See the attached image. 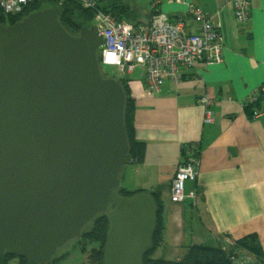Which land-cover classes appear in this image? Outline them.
I'll use <instances>...</instances> for the list:
<instances>
[{"label":"water","instance_id":"water-1","mask_svg":"<svg viewBox=\"0 0 264 264\" xmlns=\"http://www.w3.org/2000/svg\"><path fill=\"white\" fill-rule=\"evenodd\" d=\"M60 16L46 8L0 25V259L52 264L113 208L105 264H143L157 204L120 194L132 161L125 87L103 73L95 27L75 36Z\"/></svg>","mask_w":264,"mask_h":264},{"label":"crops","instance_id":"crops-1","mask_svg":"<svg viewBox=\"0 0 264 264\" xmlns=\"http://www.w3.org/2000/svg\"><path fill=\"white\" fill-rule=\"evenodd\" d=\"M250 3V20L241 23L230 0H163L162 11L172 19L188 18L191 5L218 17L224 60L184 69L180 81L168 80L156 93L142 74L128 77L142 161L129 165L122 188L158 197L163 242L155 254L161 251L165 259L181 260L193 245L225 248L254 233L264 250V114L254 115L264 110V100L245 107L264 85V0ZM102 5L133 24L151 15L150 0H105ZM203 98L213 103L212 123L206 122ZM192 144L201 148V167L197 184L188 183L187 190L198 188L197 206L171 200L184 149ZM66 253L72 251L60 254Z\"/></svg>","mask_w":264,"mask_h":264},{"label":"built area","instance_id":"built-area-1","mask_svg":"<svg viewBox=\"0 0 264 264\" xmlns=\"http://www.w3.org/2000/svg\"><path fill=\"white\" fill-rule=\"evenodd\" d=\"M36 1L0 0V17L19 15ZM55 1L63 5L68 0ZM76 1L84 8L96 11L92 24L105 40V45L100 48L104 71L105 67H113L116 73L112 77L121 79L141 68L142 77L152 93L158 92L168 80L180 81L184 69H192L198 65L211 66L224 60L221 21L218 17L208 16L202 8L191 5L187 12L188 18L179 16L172 19L162 11L163 0H150L149 19L133 24L112 12L100 9L98 0ZM230 1L239 22L250 20V0ZM106 75L110 76L107 72ZM261 100H264V85L257 95L248 98L245 107L255 106ZM201 103L206 108V122H214L212 101L203 98ZM262 114V109L254 112L256 117ZM184 152L185 158L172 182L171 200L174 203L190 202L197 206L199 190L196 187L188 191L187 185L198 182L201 148L192 144L186 146Z\"/></svg>","mask_w":264,"mask_h":264},{"label":"trees","instance_id":"trees-1","mask_svg":"<svg viewBox=\"0 0 264 264\" xmlns=\"http://www.w3.org/2000/svg\"><path fill=\"white\" fill-rule=\"evenodd\" d=\"M98 7L106 12H112L119 18L124 19L115 8L112 11L102 5V1L98 0ZM59 8L61 10L60 21L63 26L73 35L78 36L81 30L88 26H93V20L96 11L93 9L84 8L76 0H68L63 5H59L55 0H37L26 10L15 16H1L0 25L12 26L21 21L33 12L46 9ZM101 68L106 75L101 63L100 50L98 53ZM107 76V75H106ZM111 77V76H109ZM125 87L127 94L126 103V129L130 143V155L132 158L131 164H137L142 161V144L137 142L135 137V101L132 98L131 89L129 87V79L123 77L120 79ZM139 192H129L121 187L120 194L125 197H131ZM156 200V217L157 226L152 235L150 247L143 257V264H234V258L245 252L253 257L255 264H264V250L261 246L259 235L257 233L250 234L244 238L238 239L229 248L193 245L187 251V254L181 260H170L165 258H155V251L161 246L163 242V206L160 204L156 195L152 194ZM113 209V208H112ZM111 209L95 218L83 231L82 238L77 239L78 245L83 253L90 250L89 258L90 264H105V249L108 239V234L111 227ZM90 247V249H89ZM70 257V254H59L53 259L52 264H58ZM14 259H18L20 264H35L28 261L26 258H18L15 254L6 252L0 259V264H10Z\"/></svg>","mask_w":264,"mask_h":264},{"label":"rangeland","instance_id":"rangeland-1","mask_svg":"<svg viewBox=\"0 0 264 264\" xmlns=\"http://www.w3.org/2000/svg\"><path fill=\"white\" fill-rule=\"evenodd\" d=\"M105 71L107 72V73H109L110 74V76L112 77V76H114V74L116 73V69L115 68H113V67H105ZM142 74V69L141 68H139V69H137L135 72H133V73H131V74H127L126 76H124V77H131V78H133V77H140V75ZM129 167V165L128 166H125V168L123 169V171H122V175H121V177L123 176V174H126V172H127V168ZM114 210L113 209H111V212H113ZM228 245L229 246H231V244H226V247L225 248H229L228 247ZM71 250L72 251V253H71V255H70V258H68V261H64V262H62V264H90V258H89V254H90V250L87 252V254L86 253H83L82 251H81V249H80V247H79V245H78V240H73V241H71L70 243H68L63 249H61L60 251H59V254L61 253V252H64V250ZM89 249H90V247H89ZM243 253H245V252H243ZM248 255V254H247ZM249 256V255H248ZM154 257L155 258H157V257H166V256H162V253H161V251H159L158 253H156L155 255H154ZM250 257V256H249ZM251 258V257H250ZM251 259H254V258H251ZM237 260H238V258H237ZM236 260V261H237ZM255 260V259H254Z\"/></svg>","mask_w":264,"mask_h":264},{"label":"clouds","instance_id":"clouds-1","mask_svg":"<svg viewBox=\"0 0 264 264\" xmlns=\"http://www.w3.org/2000/svg\"><path fill=\"white\" fill-rule=\"evenodd\" d=\"M110 59H111V57H110Z\"/></svg>","mask_w":264,"mask_h":264}]
</instances>
